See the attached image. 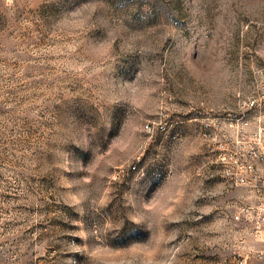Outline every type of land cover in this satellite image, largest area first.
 <instances>
[{"label":"rangeland","instance_id":"obj_1","mask_svg":"<svg viewBox=\"0 0 264 264\" xmlns=\"http://www.w3.org/2000/svg\"><path fill=\"white\" fill-rule=\"evenodd\" d=\"M262 108L264 0H0V264H231Z\"/></svg>","mask_w":264,"mask_h":264},{"label":"built area","instance_id":"obj_2","mask_svg":"<svg viewBox=\"0 0 264 264\" xmlns=\"http://www.w3.org/2000/svg\"><path fill=\"white\" fill-rule=\"evenodd\" d=\"M261 177L253 175V180H243L244 184L252 186L254 195L241 208V215L235 217V223H243V231L240 240L234 244L231 264H264V183L252 185Z\"/></svg>","mask_w":264,"mask_h":264},{"label":"snow or ice","instance_id":"obj_3","mask_svg":"<svg viewBox=\"0 0 264 264\" xmlns=\"http://www.w3.org/2000/svg\"><path fill=\"white\" fill-rule=\"evenodd\" d=\"M192 2H193V4L200 5L202 0H192ZM97 34H102L104 36V27L103 26H101L99 28L96 35ZM261 111H264V108H262ZM171 156H172V149L166 150V155L164 157L166 168L171 163ZM130 210L131 209H129V211ZM80 219H81L80 217H77V220H80ZM95 219L96 218H95L94 214L85 215L83 217V222H82L81 227L79 229H77V231L82 232V236L80 239L74 240V243L81 245V250H80L81 254H80V256L77 257V259L82 260L83 264H87V253H88V251H90V249L94 245H96L99 242L111 243V241L108 240L107 237H101V236H98L94 233L93 224L95 223ZM123 219L125 220V225L128 228H136V227L144 228V227H146V225H144V224H141V225L132 224L130 221L127 220L126 217H123Z\"/></svg>","mask_w":264,"mask_h":264}]
</instances>
